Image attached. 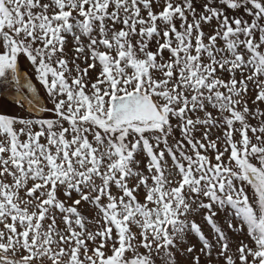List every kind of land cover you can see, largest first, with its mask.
Returning <instances> with one entry per match:
<instances>
[{
    "label": "snow or ice",
    "instance_id": "snow-or-ice-1",
    "mask_svg": "<svg viewBox=\"0 0 264 264\" xmlns=\"http://www.w3.org/2000/svg\"><path fill=\"white\" fill-rule=\"evenodd\" d=\"M0 89V264H264V0H0Z\"/></svg>",
    "mask_w": 264,
    "mask_h": 264
},
{
    "label": "rangeland",
    "instance_id": "rangeland-1",
    "mask_svg": "<svg viewBox=\"0 0 264 264\" xmlns=\"http://www.w3.org/2000/svg\"><path fill=\"white\" fill-rule=\"evenodd\" d=\"M24 67H25L24 65H21L23 77L25 79L34 81V87H36L38 90L36 95L38 97L39 103H46L47 98L44 94V90L38 84V82H35L34 77L31 75L30 72H23ZM14 91H15L14 89H8V94H4L3 90L0 89V104L6 105L9 108V110L13 112L16 110V106L14 105L13 102Z\"/></svg>",
    "mask_w": 264,
    "mask_h": 264
},
{
    "label": "trees",
    "instance_id": "trees-1",
    "mask_svg": "<svg viewBox=\"0 0 264 264\" xmlns=\"http://www.w3.org/2000/svg\"><path fill=\"white\" fill-rule=\"evenodd\" d=\"M38 106V105H37Z\"/></svg>",
    "mask_w": 264,
    "mask_h": 264
}]
</instances>
